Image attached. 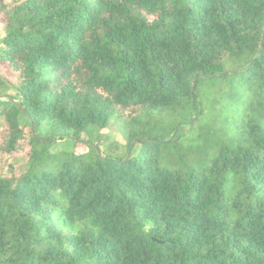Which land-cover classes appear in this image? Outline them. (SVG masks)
<instances>
[{
	"label": "trees",
	"instance_id": "16d2710c",
	"mask_svg": "<svg viewBox=\"0 0 264 264\" xmlns=\"http://www.w3.org/2000/svg\"><path fill=\"white\" fill-rule=\"evenodd\" d=\"M0 21V264H264V0Z\"/></svg>",
	"mask_w": 264,
	"mask_h": 264
},
{
	"label": "rangeland",
	"instance_id": "374dc122",
	"mask_svg": "<svg viewBox=\"0 0 264 264\" xmlns=\"http://www.w3.org/2000/svg\"><path fill=\"white\" fill-rule=\"evenodd\" d=\"M3 31H4V25L3 23L0 21V37L3 35ZM0 74L4 75V76H7L6 75V71H5V67L0 64ZM9 79H12L14 80L13 77L11 76H7ZM105 135L108 137L107 139V144L112 142V144H115V143H118V142H123V138L121 136V134L119 133V131L115 128V127H111L109 128L106 132H105ZM65 144L66 147H68L67 149H73L75 148V145L74 143H72V141L70 140H66V141H63ZM63 145H62V142H58L55 146H54V150L55 149H59L61 148ZM66 149V148H65ZM75 150L80 153V152H84L87 150V148L84 146V144L82 143H79V145L77 146V148H75Z\"/></svg>",
	"mask_w": 264,
	"mask_h": 264
},
{
	"label": "water",
	"instance_id": "95a60500",
	"mask_svg": "<svg viewBox=\"0 0 264 264\" xmlns=\"http://www.w3.org/2000/svg\"><path fill=\"white\" fill-rule=\"evenodd\" d=\"M263 39H264V34L262 35V38H261V42L263 41ZM195 83H196V79H194L193 80V83H192V90H194V88H195ZM12 102L14 103V104H16L23 112H24V110H23V108H22V106H21V103L18 101V100H12ZM32 133L34 134V136L36 137V138H38L36 135H35V132H34V129H33V127H32Z\"/></svg>",
	"mask_w": 264,
	"mask_h": 264
}]
</instances>
